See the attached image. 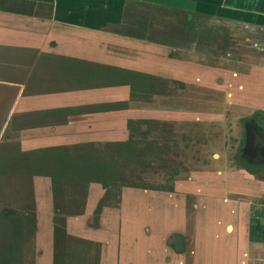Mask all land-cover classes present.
<instances>
[{"label":"crops","instance_id":"obj_1","mask_svg":"<svg viewBox=\"0 0 264 264\" xmlns=\"http://www.w3.org/2000/svg\"><path fill=\"white\" fill-rule=\"evenodd\" d=\"M200 15L247 44L264 38V0H0V151H100L128 140V123L150 118L131 99V71L186 78L178 55L191 39L181 34ZM242 56L253 68L233 72L237 100L255 107L264 62ZM223 176L219 191L123 187L120 205L98 213L105 190L91 182L67 231L96 244L99 264H264V175ZM34 183L47 194L38 197L39 224L53 259L52 178Z\"/></svg>","mask_w":264,"mask_h":264},{"label":"rangeland","instance_id":"obj_2","mask_svg":"<svg viewBox=\"0 0 264 264\" xmlns=\"http://www.w3.org/2000/svg\"><path fill=\"white\" fill-rule=\"evenodd\" d=\"M214 22H216V20L212 17L201 16L197 19V29L193 28L194 25L192 29H184L181 36H189L191 40L190 42H187V40H182L180 45L183 50L180 51L181 57L187 58L199 64H214L216 66H222L227 68L228 71H238L239 69H241L242 71L247 72V70H251L253 66H251L250 64H244L245 60H243L242 58L239 59L241 57H239V55H242L245 51H249L248 53L255 55V57H258L260 53L258 54L257 52H260V49H255L253 44H250L251 46L249 44H246L247 49H243V47H241L238 43L230 41H227L226 45H220L218 43L212 42L211 40H207L205 42L201 41L199 34H201L202 32H211L214 27ZM231 35L235 38H238L236 33L231 32ZM216 37L217 40H220L222 38V36H220L218 33L216 34ZM214 55L221 56L217 57ZM259 62L260 60L255 58L254 63L259 64ZM207 94L208 93L204 92L203 88L200 87L198 83H196L195 85L189 84L184 89H180L178 85H175V87L170 92H167L165 95H161V93H158V95H152L151 93H147V95L143 94L142 99L145 100V103L148 105V108H152L151 111L155 112V104L157 101L161 102L162 100L163 103H165L164 105H168L170 103L164 100L167 99V97L168 99L174 98L175 101L181 100L187 102L190 96L191 99H194L195 103H197V107L207 108V106L210 105V102L207 100ZM155 97L158 98L157 101L154 100ZM215 109L220 110L218 107H215ZM222 114H226L227 117L230 118V122L227 124V128L229 130L227 140L224 141V137L221 138L219 136L220 140H218L217 144V147L219 148L217 151L227 150L229 151L228 155L232 157V155L235 154V147L237 145V142L242 137L243 124H237L235 122L236 116L234 115L235 117H232L233 113L230 110H227V112L225 111V113ZM203 116L204 115L200 113L195 114V117H199L200 119H202ZM180 124L181 122L177 121L174 124L168 123L162 125L156 122V120H154V122H150V125L146 129H141V132H143V134L145 135L141 134L140 137L139 134L137 135L136 127L140 128L139 123H137V126L135 125L133 127L132 132L130 131L129 140H133L128 143L129 149L127 151H139L136 149L138 147V141H136V139L140 140L141 143L139 142V145L142 151H161L160 154L158 152L159 156H157V154L155 157L151 158V161L153 159L151 164L140 163L137 166L138 170H143L141 171V176L143 177L144 182L147 183L148 186L150 185L155 187L168 188L167 181L170 179L172 180L173 178H177L174 176L175 169H179L181 172H183V175H186L188 173V168L190 169L189 162L193 160L196 154L199 155L202 152L198 150H203V148L209 145V139L211 135L210 133H207L210 130H208V125L206 122H196V126H190V128H196V130H190ZM224 128H226L225 125ZM146 130H148V132L150 133L146 132ZM217 131H219L218 128ZM216 135L218 136L219 132H216ZM216 135L213 137H217ZM189 137L191 138L189 139ZM121 141L123 142L124 140ZM121 141L119 140L115 143ZM106 145L107 143L100 144V151H107L108 148ZM226 147L228 149H225ZM24 152L26 151H18V160H16V158H13L14 151H0V254L4 251V247L7 250H9V248L13 249L14 262L12 263L14 264L15 262L16 264H99L100 257L99 253H97V249L95 250V247L90 246L93 249L92 254L94 255L95 259L93 256L90 255V252H87V248V255L84 257V243L79 242V244L76 246L75 244L78 242L77 239L79 240L80 238L76 236H71L68 231L67 234H69L72 239H70V241L66 243L67 251H64V259H58V261H56L55 263L54 238L52 239L53 259H49L48 250L50 236L46 237L45 235H43L42 230H40V208H38L41 207L38 202L39 195H41L40 199H43L47 198V194L43 191H41L42 193L38 194L35 190L34 183L35 178H37L38 176H44V174L43 170H38L37 166L34 165V163H29L28 165V161H22L26 160L25 158H22V154ZM49 153L51 154L50 151ZM172 153H174L175 156L174 154L171 155ZM167 154L169 155L170 159L165 158ZM146 155L148 154L146 153ZM172 157H176V159H173ZM233 162L234 161H232L231 159V163ZM235 163H238V161L235 160ZM35 166L37 169L36 174H34L33 172L32 175H30L29 173L25 172V170L27 169L33 170ZM260 172L264 175V170H261ZM204 180L205 178L202 179V181ZM80 184L81 186H84L82 183ZM68 185L66 186L64 193L57 194L55 193V188L52 181L54 214L51 220V225L53 227V237L55 232L54 218L55 214L57 213V202H59L58 211L64 217H67L66 229L68 217L78 215L79 212L82 210L79 209L81 205H83V209L86 206L87 196L85 198L80 196L78 200H74L71 202L72 195L74 194L70 192L75 189L76 184ZM104 190L105 194L101 202H99L98 208L96 209L97 213L105 206L110 205L118 207L120 205L121 188L118 189L116 186H113L109 188H104ZM77 201L78 204L76 206H71L73 202ZM67 202H69V204H67ZM6 210L15 211L17 213V216H19L20 220L23 221V238H16L18 235H13L11 229H13L15 224L17 228L20 229L21 224L19 222H17L18 224L15 222L14 226H12L10 222L5 220L3 212ZM75 250H77L78 252H75Z\"/></svg>","mask_w":264,"mask_h":264},{"label":"flooded vegetation","instance_id":"obj_3","mask_svg":"<svg viewBox=\"0 0 264 264\" xmlns=\"http://www.w3.org/2000/svg\"><path fill=\"white\" fill-rule=\"evenodd\" d=\"M215 11L217 12V8L215 9ZM215 11L214 13H216ZM218 13L219 12H217L216 14L220 16V14ZM239 17L241 18V16ZM217 33L220 36H222L220 40L216 39ZM226 34H227V29L218 26L212 29L211 32L206 33L205 37L207 40H211L212 42L218 43L220 45L223 44L226 45L227 41H230V42L238 43L241 47H243V49L244 48L247 49L246 46L247 43H245L241 39V37L231 38L230 36H228L230 32L227 35ZM255 40H259V42L258 41L254 42L253 44L254 48L260 49L259 50L260 52H257L258 54L260 53V55H258V57L256 58L260 60V62H264V60H262V58H264V50H263L264 42H262V40L264 41V38L262 37L255 38ZM248 52L249 51H245L243 54L242 53L241 54L244 56H248V54H250ZM172 54L173 56H175L178 53L173 52ZM242 55H239V57L241 56L239 59L243 57ZM178 56L181 60L183 61L186 60V62H188V69L185 71L186 78H183L184 80L182 79V77L181 78L168 77V76L155 75L152 73L131 71L133 75L130 78L132 79V83L130 84L132 88L131 99H133L136 104L146 107V110L148 111L150 118L140 119L138 121H130L128 123V127L132 132L133 127L135 125L137 126V123H139L140 128L136 127V132L137 135L139 134L140 137L141 134L145 135L143 134V132H141V129H146L150 125V122L151 121L154 122V120H156V122L162 125L168 123L174 124L175 122L180 121L181 122L180 125H183L185 126V128H188L190 130H196V128H190V126L191 127L196 126L195 125L196 122H206L208 125L207 127L208 130H210L207 133H210L211 137L209 139V145L203 148V150H198V151H202L201 154L199 155L196 154L193 160L189 162L190 169L188 168L187 171L188 173L186 175H183V172H181L179 169H175L174 176L177 178L176 179L173 178L172 180L170 179L167 181L168 188L159 187L158 189L161 190L166 189V190L174 191L176 187H180V188L183 187L182 189H184L188 187L190 184L195 186L198 185L201 187L202 184H204L203 188L205 186L207 187L208 184H210V186L213 187V190L219 191L220 189H223L226 186L225 181L223 179L224 177L223 175L224 172L229 171V169L241 168L249 171L252 174L264 170V164H263L264 162L259 164H257L256 162L257 156L260 155V151H263L261 147V141L263 142L264 137L263 135H261L258 129L259 127H261L264 133V102H259L261 103L260 105L258 103H255L257 104L255 105V107H250V106H244L242 102L237 100L238 94H236L237 93L236 83L239 77L241 79V76H239L240 74L237 75L234 73L235 74L234 75L233 74L234 71H230V70L228 71L227 68L222 66H216L214 64L211 65L202 64V63L199 64L187 58H183L181 57V55ZM214 56L220 57L221 55H214ZM244 64H249V63L245 62ZM238 72L244 73V71H242L241 69H239ZM249 72L250 70L249 71L247 70V73ZM183 76H185V74H183ZM138 82L140 83V86ZM262 82L263 81L261 80H256V84H259L260 85L259 89H261V91L258 92V94L261 95L260 98H264V86H262ZM196 83H198V85L203 88L204 92L208 93L207 100L210 102V105L207 106V108L197 107L196 105L197 103H195L194 99H191L190 96L187 102L181 100L175 101L174 98L168 99L167 97V99L164 100L170 102L168 105H164L165 103H163L162 100L161 102L157 101L158 98L155 97L154 100L157 101L155 104L156 111L152 112L151 111L152 108L151 109L148 108V105L145 103V100L142 99L143 94L147 95V93H151L152 95H158V93H161V95H165L167 92H170L175 87V85H178L180 89H184L186 88L187 85L189 84L195 85ZM253 83L255 84V80L253 81ZM133 86L134 87L139 86V88L134 89ZM215 107L216 108L218 107L220 110L215 109ZM227 110H230L233 113L232 117L236 116L235 122L237 124L240 123L243 124V134L240 140L237 142V145L235 147V154H233L232 157L228 155L229 151L227 150L217 151L219 148L217 147L218 140H220L219 136L221 138L224 137V141L227 140V135L229 130L227 128V124L230 122V118H228L226 114L225 115L222 114L225 113V111L227 112ZM197 113L204 115L203 118L200 119L199 117H195V114ZM224 125L226 128H224ZM217 128L219 131H217ZM146 132H148V130H146ZM216 132L217 133L219 132L218 136L216 135ZM215 135L217 137H213ZM190 138L191 137H189V139ZM132 140L133 139L131 140L128 139L126 140V142L124 141L123 142L129 143ZM225 149L228 148L226 147ZM109 151H111L110 148ZM158 152L160 154L161 151ZM159 154L157 156H159ZM173 154L174 153H172L171 155ZM165 158L170 159L168 154L166 155ZM172 158L176 159V157H172ZM231 159L232 161H234L233 163H231ZM235 160H237L238 163H235ZM203 178L206 179V183L202 181ZM92 182H97V181H92ZM88 186L86 189V196L88 195ZM102 187L105 188L103 184ZM124 187H128V186H124ZM101 200L99 202H101ZM98 206L99 203L97 205V208ZM85 242H89L91 244V247L96 246V244L93 241L86 240Z\"/></svg>","mask_w":264,"mask_h":264},{"label":"trees","instance_id":"obj_4","mask_svg":"<svg viewBox=\"0 0 264 264\" xmlns=\"http://www.w3.org/2000/svg\"><path fill=\"white\" fill-rule=\"evenodd\" d=\"M139 86H133V88L138 89ZM139 142L140 141L137 142V146L139 148H136L139 151H127L129 149V145L128 143L124 142L107 144V148H110L111 151H50L51 154L49 153V151H28L22 154V158L26 159L25 161H22H28V165L29 163H34V165L37 166L38 170H43L44 175L50 176L53 181L55 193L57 194L64 193L65 188L68 184H76L75 189L70 192L74 194L72 195L71 202L74 200H78L80 196L85 198L87 186L92 181L101 182L105 188L116 186L119 189L124 186H128L158 189L159 187L150 185L148 186L141 176V171L143 170H138L137 168L138 164L140 163L151 164L153 161V159L151 161V158L155 157L157 152L142 151ZM146 153L148 155H146ZM13 158H16V160H18V151H14ZM36 166L33 168V170L27 169L25 170V172L29 173L30 175H32L33 172L34 174H36ZM80 183H82L84 186H81ZM67 204H69V202H67ZM77 204L78 201L73 202L71 206H76ZM58 209L59 202H57V213L55 214L54 218L55 263L56 261H58V259H64V251H67L66 243L69 242L70 239H72L71 236L67 234V217H64L58 211ZM79 209H82L79 212L80 214L83 211V205H81ZM3 215L5 220L10 222L12 226H14L15 222H19L21 224V231L19 228H17L16 224L13 229H11L13 235H18L16 238H21L24 233V223L22 220H20L19 216H17V213L15 211L6 210L3 212ZM178 239L179 241L181 240L180 235H175L173 236L171 242H173V244H176V241ZM77 241L78 242L75 244L76 246L79 244V242L84 243L85 245V249H83L84 257L87 255L86 248L87 252H90V254L92 255L93 249L90 247L91 244L89 242H85L81 239H77ZM180 251H182V249ZM75 252L78 251L75 250ZM13 253V249L9 248V250H7L4 247V251L0 254V264H14L12 263L14 262ZM97 253H99L98 249Z\"/></svg>","mask_w":264,"mask_h":264},{"label":"water","instance_id":"obj_5","mask_svg":"<svg viewBox=\"0 0 264 264\" xmlns=\"http://www.w3.org/2000/svg\"><path fill=\"white\" fill-rule=\"evenodd\" d=\"M258 130L261 133V135H263V137H264V133H263L262 128L259 127ZM261 147H262L263 151H260V155L257 156V159H256L257 164L264 162V140H263V142L261 141Z\"/></svg>","mask_w":264,"mask_h":264}]
</instances>
